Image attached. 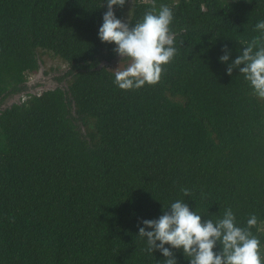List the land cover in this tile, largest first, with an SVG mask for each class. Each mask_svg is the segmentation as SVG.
Wrapping results in <instances>:
<instances>
[{
  "label": "trees",
  "instance_id": "16d2710c",
  "mask_svg": "<svg viewBox=\"0 0 264 264\" xmlns=\"http://www.w3.org/2000/svg\"><path fill=\"white\" fill-rule=\"evenodd\" d=\"M153 5L173 12L176 56L123 91L97 38L107 0H0V264H164L138 231L176 201L239 227L255 216L264 253V99L218 63L260 35L264 0H133L126 23ZM44 53L64 86L3 106Z\"/></svg>",
  "mask_w": 264,
  "mask_h": 264
},
{
  "label": "clouds",
  "instance_id": "9594fccd",
  "mask_svg": "<svg viewBox=\"0 0 264 264\" xmlns=\"http://www.w3.org/2000/svg\"><path fill=\"white\" fill-rule=\"evenodd\" d=\"M125 3L126 0H107L97 38L101 43L114 45L113 52L130 61L125 70L115 73L114 83L120 90L134 91L159 83L162 66L176 56L170 31L174 17L169 7L161 6L155 12L153 5V11L130 27L114 11ZM254 31L260 35L242 42L234 59L232 50L227 45L222 47L218 63L227 66L225 75L229 77L236 70L253 95L264 99V21L257 23ZM184 195L189 193L185 191ZM162 212L157 219L140 221L138 236L146 241L148 254L159 253L164 264H179L177 252L187 264H264L260 240L250 231L257 225L255 216L249 218L246 227H239L231 209L224 212L222 219L205 220L182 201Z\"/></svg>",
  "mask_w": 264,
  "mask_h": 264
},
{
  "label": "rangeland",
  "instance_id": "374dc122",
  "mask_svg": "<svg viewBox=\"0 0 264 264\" xmlns=\"http://www.w3.org/2000/svg\"><path fill=\"white\" fill-rule=\"evenodd\" d=\"M147 2L148 0H143ZM133 4V0H130L127 3V6L124 8L125 17L122 22H127L130 14H131V5ZM41 58H39V69L37 72L29 73L27 79V88L25 92L20 93L19 95H14L8 98L3 106H10L14 103H22L28 98V94L37 95L43 92L44 90L53 89L59 86H64L63 83L58 82L55 78L60 76L64 70H66V65L64 62L52 55H48L46 53L41 54ZM130 61L125 58L118 57L113 62L109 64H104L108 67V69L118 72L125 70Z\"/></svg>",
  "mask_w": 264,
  "mask_h": 264
},
{
  "label": "water",
  "instance_id": "95a60500",
  "mask_svg": "<svg viewBox=\"0 0 264 264\" xmlns=\"http://www.w3.org/2000/svg\"><path fill=\"white\" fill-rule=\"evenodd\" d=\"M34 94H36L35 92H33ZM17 95H19V94H17Z\"/></svg>",
  "mask_w": 264,
  "mask_h": 264
}]
</instances>
